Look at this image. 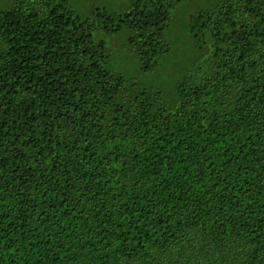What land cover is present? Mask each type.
I'll use <instances>...</instances> for the list:
<instances>
[{"label":"trees","instance_id":"1","mask_svg":"<svg viewBox=\"0 0 264 264\" xmlns=\"http://www.w3.org/2000/svg\"><path fill=\"white\" fill-rule=\"evenodd\" d=\"M180 1L0 8V264H264V0L190 16L171 107L96 38L150 72Z\"/></svg>","mask_w":264,"mask_h":264},{"label":"rangeland","instance_id":"2","mask_svg":"<svg viewBox=\"0 0 264 264\" xmlns=\"http://www.w3.org/2000/svg\"><path fill=\"white\" fill-rule=\"evenodd\" d=\"M17 1L0 0V8H9ZM69 6L81 19L92 18L95 9L108 13H124L131 8L135 0H67ZM226 0H181L171 10L170 20L164 32V41L169 54L157 59V66L150 72H142L141 65L132 48L126 44L127 30L116 36L96 34V38L107 43L109 55L108 68L117 75H122L130 82L149 92H158L163 102L171 107L175 102L174 87L184 73L207 59V51L193 47L187 28L192 14L214 9Z\"/></svg>","mask_w":264,"mask_h":264}]
</instances>
